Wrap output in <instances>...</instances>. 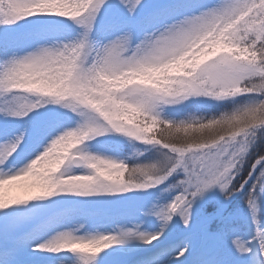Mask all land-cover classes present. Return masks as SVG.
<instances>
[{"label":"snow or ice","instance_id":"obj_1","mask_svg":"<svg viewBox=\"0 0 264 264\" xmlns=\"http://www.w3.org/2000/svg\"><path fill=\"white\" fill-rule=\"evenodd\" d=\"M0 264H264V0H0Z\"/></svg>","mask_w":264,"mask_h":264},{"label":"rangeland","instance_id":"obj_2","mask_svg":"<svg viewBox=\"0 0 264 264\" xmlns=\"http://www.w3.org/2000/svg\"><path fill=\"white\" fill-rule=\"evenodd\" d=\"M123 153L126 155H130L131 150L128 149L127 147H125L123 149ZM30 182V178H26L23 180H18L13 182V184L11 186H6V188L8 189V191L10 192V194H16L20 191H22V188L20 186L25 185L27 183ZM151 191V190H149ZM126 195L132 196V193H128ZM151 199V197L149 196H145V195H141V196H136L133 197L130 201L126 202L123 205H115L113 206V210L115 212H125V211H134L135 209L143 206L145 203H147L149 200ZM242 203V197H238L236 201L233 202V205H231L232 208H236L239 207ZM139 222V221H138ZM240 226L246 227V224L244 223V221L241 219L240 220Z\"/></svg>","mask_w":264,"mask_h":264}]
</instances>
